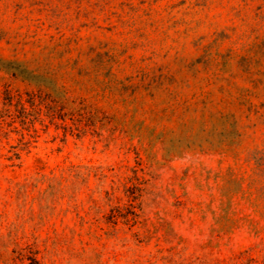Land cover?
<instances>
[{
	"label": "rangeland",
	"instance_id": "374dc122",
	"mask_svg": "<svg viewBox=\"0 0 264 264\" xmlns=\"http://www.w3.org/2000/svg\"><path fill=\"white\" fill-rule=\"evenodd\" d=\"M0 264H264V0H0Z\"/></svg>",
	"mask_w": 264,
	"mask_h": 264
}]
</instances>
